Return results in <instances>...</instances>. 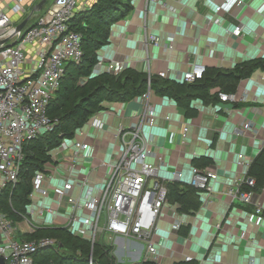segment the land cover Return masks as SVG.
Segmentation results:
<instances>
[{"label":"built area","instance_id":"1","mask_svg":"<svg viewBox=\"0 0 264 264\" xmlns=\"http://www.w3.org/2000/svg\"><path fill=\"white\" fill-rule=\"evenodd\" d=\"M39 1L0 0V41L12 34L0 44V192L8 184L18 182L25 157L24 146L39 135L52 131L58 123L57 118L48 114L50 100L68 65L78 64L83 58L82 35L73 28V18L76 12L88 9L95 0H53L42 14L43 8L34 12L19 32H14L15 26L27 17ZM144 1L148 3L152 0ZM228 1L219 0L215 4V12H222ZM243 4L242 0H236L235 6ZM32 19L33 22L29 23ZM213 21L219 22L220 18L215 17ZM242 29L243 23L238 22L226 32L238 36ZM159 45L160 38L153 34H146L140 42V47L145 51L149 46ZM164 46L165 49L172 48L171 43ZM129 62L98 57L91 74L106 72L118 75L129 67ZM205 72V64L192 62L172 78L162 69L155 75L191 83L201 79ZM146 73L152 75L149 64ZM81 81L83 83L86 79L82 78ZM153 94L148 83L143 93L132 98L140 102V108L129 124L120 122L116 126L109 160L98 161L95 148L88 140L95 131L104 129L105 122L100 114L106 108L105 101L101 102L102 108L91 114L72 136L63 137L55 148L48 151L49 160L31 179L25 212L19 213L20 221L28 226L24 232L57 227L88 239L92 245L101 234L112 239L117 236L133 238L145 244L143 260L156 262L159 253L155 236L159 221L168 217L165 212L169 207L168 183L174 181L196 189L202 206L217 195L229 205L236 202L250 206L253 214L264 217V183L259 190H255L256 181L249 175L251 164L264 147V138L251 149L249 155L242 149L235 152L234 174L218 190L214 184L220 175L210 165H192L187 181L181 167L173 168L166 177L161 170L167 166L168 160L156 151V135L152 130L159 119L151 99ZM217 95L221 102L231 104L225 107L228 113L233 110V104L245 103L248 97L246 93L238 97L235 92L224 91H218ZM167 98L177 104L172 98ZM119 102L122 101H115ZM238 113L232 139H260L259 116L249 115L243 109ZM164 120L168 123L172 121L168 114ZM180 123L178 135L181 143H185L190 124L183 119ZM175 134L170 132L169 143L174 142ZM193 156L196 157L195 154ZM100 170L102 175L98 181ZM56 175L62 179L61 187L54 186ZM92 175L94 179H91ZM46 198L51 199V204L45 203ZM174 209L177 214L180 213L176 207ZM171 220L174 230H179L184 224L177 217ZM20 221L13 222L0 209V257L4 264H35V256L39 252L57 245L58 241L48 236L31 240L16 238L14 231L19 229L17 223ZM221 226V222L214 224V235ZM239 237H247V231L241 230ZM181 253L183 257L179 260H194L191 255Z\"/></svg>","mask_w":264,"mask_h":264},{"label":"crops","instance_id":"2","mask_svg":"<svg viewBox=\"0 0 264 264\" xmlns=\"http://www.w3.org/2000/svg\"><path fill=\"white\" fill-rule=\"evenodd\" d=\"M218 1L152 0L146 3L144 0H132V10L128 15L121 22L111 25L109 41L99 49L98 57L130 60L129 67L144 72L148 71L149 64L152 74L162 69L167 71L169 78L174 77L177 71L187 69L192 62L230 69L255 57L264 58V0H242L244 4L239 7L235 6L236 0H229L223 11L216 13L214 9ZM215 17H219L220 21L214 22ZM238 22L243 23L238 36L226 32ZM146 34L158 36L160 45L143 50L140 42ZM170 43L172 48L165 49L164 45ZM216 90L211 88L210 91ZM235 93L238 97L246 93L248 97L245 103L233 104L230 113L225 110V107L231 106L229 103L220 100L206 103L193 99L190 104L195 112L185 117L183 108L167 97L151 96L159 115L157 125L152 129L156 135V151L168 160L167 166L161 170L162 175L169 177L173 168L181 167L187 181L190 167L194 165L192 159L205 156L211 159L208 166H213L220 175L214 184L215 189L230 181L236 167L235 152L242 149L249 155L251 149L264 138V70L256 69L240 80ZM139 103L135 99L105 103L106 108L100 114L105 122L104 129L95 131L88 138L98 161L111 158L116 126L120 122L129 124L135 119ZM242 109L249 115L259 116L260 139H232V129L237 125L238 111ZM167 114L172 119L170 123L164 120ZM182 119L190 124L185 143H181L178 135ZM170 132H176L173 143L167 141ZM101 175L102 170L98 171V181ZM56 177L54 186L61 187L62 179L59 175ZM46 202L51 204L52 201L46 198ZM175 207L169 203L165 209L168 217L158 223L155 240L159 263L165 264L166 261L170 264L179 260L183 251L200 264H264V217L253 214L250 206L236 202L229 205L224 198L216 195L203 206L201 202L193 214H177ZM172 217L184 222L179 230L172 229ZM216 222H221L222 226L214 235ZM17 227L19 229L14 231L16 238L18 232L28 230L27 224H22V221L17 223ZM182 227L187 228L184 231L186 234L182 233ZM243 229L247 231V237L241 239L239 234ZM141 243L133 238L117 236L113 238L112 245L120 258L126 255L137 261L141 257ZM144 255L145 252L142 260Z\"/></svg>","mask_w":264,"mask_h":264},{"label":"trees","instance_id":"3","mask_svg":"<svg viewBox=\"0 0 264 264\" xmlns=\"http://www.w3.org/2000/svg\"><path fill=\"white\" fill-rule=\"evenodd\" d=\"M132 10V0H95L86 10L76 12L73 28L81 33L83 49L82 61L70 63L58 89L50 100L48 114L57 118L58 123L52 131L39 135L24 146L25 157L19 171L18 182L8 184L0 192V209L13 222L20 221L19 213H24L29 203L28 194L31 179L37 170L49 160L48 151L55 148L65 136H72L95 111L102 108V101L126 102L143 93L148 83L159 96L172 98L181 106L185 115H191L195 109L190 102L200 99L206 103H215L218 91L235 92L238 83L248 77L254 70H264V58L234 65L230 69L206 67L203 77L195 82L164 79L155 74L148 76L144 71L132 67L124 69L118 75L102 72L91 74L98 61V51L109 41L110 27L118 20L124 19ZM86 79L80 83V79ZM217 88L216 91H210ZM211 162L210 158L200 156L192 159L198 167ZM249 175L255 181V190L264 183V147L250 166ZM167 199L176 206L180 213H194L201 203L196 189L180 182L168 183ZM187 228L182 227V233ZM19 239H36L53 237L58 242L55 247L39 252L35 264H118L111 254V245L105 246L100 241L92 245L88 239L80 238L62 228H37L31 232H18ZM91 259V260H90ZM138 264H152L143 261ZM171 264H200L197 261H173Z\"/></svg>","mask_w":264,"mask_h":264},{"label":"rangeland","instance_id":"4","mask_svg":"<svg viewBox=\"0 0 264 264\" xmlns=\"http://www.w3.org/2000/svg\"><path fill=\"white\" fill-rule=\"evenodd\" d=\"M52 1L53 0H46V2L44 3V5H43V9L41 10V12H40V14H42L48 7H49V5L52 3ZM35 18V17H34ZM31 22H33V19L32 20H30V22L29 23H31ZM117 22H121V20H118ZM94 68V67H93ZM79 82H82L81 81V79L79 80ZM189 177V176H188ZM95 178V177H94ZM91 179H93V175H92V177H91ZM187 180L189 179V178H186ZM46 204H48L47 202H46ZM22 224H24V222L22 221ZM101 234V233H100ZM99 234V235H100ZM98 241H100L101 243H103L105 246H109V245H111V243L113 242V239L111 238V237H109L108 238V236L107 235H105V234H101L100 236H99V240ZM123 242V244H125L126 242L125 241H122ZM143 246H141V248H140V254H141V257H140V260H131V259H129V258H127L126 257V255L122 258H120V256H119V253L118 252H116L115 251V249L112 247V251H111V254L114 256V260H115V262L116 263H118V264H138V263H141V262H145V261H149V260H142V256H143V254H144V252H145V246H144V244L143 243H141ZM149 263H152V264H162V263H159L158 261H154V262H152V261H149ZM172 263V262H171ZM170 263V264H171ZM165 264H169L168 262H166L165 261Z\"/></svg>","mask_w":264,"mask_h":264},{"label":"water","instance_id":"5","mask_svg":"<svg viewBox=\"0 0 264 264\" xmlns=\"http://www.w3.org/2000/svg\"><path fill=\"white\" fill-rule=\"evenodd\" d=\"M46 2V0H40L34 7H33V9L31 10V12L27 15V17H25V19L23 20V21H21L18 25H16L15 26V28H14V32H19L23 27H24V25L26 24V22L28 21V19L31 17V15L34 13V12H38V11H40L41 9H42V7H43V5H44V3ZM13 32V33H14ZM10 36H12V34L10 35ZM10 36L7 38V39H5V40H1L0 41V44L1 43H3V42H6L9 38H10ZM11 44H13V43H11ZM10 44V45H11ZM0 264H4V261H3V259L0 257Z\"/></svg>","mask_w":264,"mask_h":264}]
</instances>
